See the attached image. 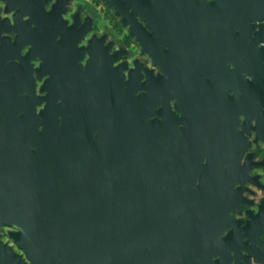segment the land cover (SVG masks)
<instances>
[{
    "label": "water",
    "instance_id": "obj_1",
    "mask_svg": "<svg viewBox=\"0 0 264 264\" xmlns=\"http://www.w3.org/2000/svg\"><path fill=\"white\" fill-rule=\"evenodd\" d=\"M67 1L57 0L49 11L41 3L36 11H21L34 29L42 17L45 25L57 19L48 40L54 58L20 34L14 52L0 57V233L3 225L13 226L8 235L23 252L0 237V264H211V255L194 252V226L174 220L177 118L168 100L175 90L180 94L179 86L172 89L174 82L160 76L161 99L151 85L138 94L136 81L123 80L122 65L112 66L115 56L98 62L96 45L88 46L90 57L81 66L85 47L77 44L87 28L77 27L78 19L66 25L61 12ZM106 1L142 43L145 34L162 42L171 37L161 63L168 57L208 61L205 99L214 107L227 97L226 87L236 89L228 78L221 82V68L232 61L231 74L242 79L240 66L251 63L255 44L264 41V26L251 37L252 21L264 19V0H148V30L135 18L141 13L135 3L127 4L134 16L129 20L125 0ZM17 6L23 8L21 0ZM28 42L29 51L20 55ZM61 49L76 54L71 63L63 61ZM37 55L41 63L33 67ZM56 61L59 67L49 69L48 62ZM33 71L39 79L51 75L39 92ZM188 99L187 105L198 104ZM255 106L264 101L258 98ZM248 226L243 233L249 237ZM255 261L264 264V257Z\"/></svg>",
    "mask_w": 264,
    "mask_h": 264
},
{
    "label": "flooded vegetation",
    "instance_id": "obj_2",
    "mask_svg": "<svg viewBox=\"0 0 264 264\" xmlns=\"http://www.w3.org/2000/svg\"><path fill=\"white\" fill-rule=\"evenodd\" d=\"M21 1L23 8L19 11V0H0V57L3 52L5 55L14 52L11 45L20 34L25 39H32L34 46L43 48L45 55L54 58L56 52L48 40L49 29L59 26L57 19L53 18L54 22L45 25L42 17L43 23L34 29L36 23L31 16L21 11H36L40 3L45 11H49L57 0ZM73 1L65 3L61 18L65 19L66 25L78 19L77 27L84 25L87 28L77 44L85 47L77 61L81 66L84 67L90 57L88 46L96 45L98 62L103 61V55L106 60L108 56H115L112 66L122 65L123 80L136 81L138 94L146 93L151 85L157 87L155 93L161 99L160 76L174 82L172 89L174 86L180 88V94L175 90L168 100L177 118L172 128V174L175 176L173 190L179 202L175 203L173 213L177 223L194 226V252L211 255V264H261L255 261V256L264 257V106L257 107L255 103L258 98L264 101V58H261L264 41L255 44L259 47L253 49L255 57L251 63L243 68L240 66L242 79L231 74L234 68L232 61H227V68H221L224 71L221 82L228 78L236 89L226 87L227 97L223 96L220 105L214 107L205 99L210 90L206 80L211 76L204 68L209 70L212 67L208 61L168 57L163 64L161 59L168 54L162 48L169 49L170 36L163 39L164 43L159 37L154 41L151 35L145 34L142 43L130 32V23H124L123 15L117 13L113 4L106 0H90L97 10L93 8L83 12L80 5L71 9ZM130 2L141 11L135 13L137 22L148 30L144 16L153 15L151 3L148 0H125L122 6H127L129 20H134L130 14L132 7L127 5ZM96 13H101L100 21L104 26L99 23ZM252 23L251 37H254L255 31L264 26V19ZM167 26L171 28L170 24ZM38 29L41 30L37 33ZM58 37L55 36L56 40ZM93 37L98 41L95 44L91 41ZM32 44H23L20 55H25ZM54 44L58 42L54 41ZM150 51L157 61L153 60ZM61 54L63 61L67 59L68 63L76 57L75 53L64 49H61ZM13 60L18 62L19 57L7 58V61ZM31 63L36 67L40 65L41 58L37 55ZM57 64L58 61L51 66L48 62V67L55 69L59 67ZM202 71L204 77L201 76ZM33 74L39 92L41 81L51 75L47 72L39 79L35 71ZM189 86L193 87L192 91L188 90ZM242 86L246 87L244 91ZM188 98H197L198 104L187 105L190 103ZM177 100L180 102L176 107ZM162 105L160 101L154 108L159 109ZM246 224H250L246 228L249 237L243 233Z\"/></svg>",
    "mask_w": 264,
    "mask_h": 264
},
{
    "label": "rangeland",
    "instance_id": "obj_3",
    "mask_svg": "<svg viewBox=\"0 0 264 264\" xmlns=\"http://www.w3.org/2000/svg\"><path fill=\"white\" fill-rule=\"evenodd\" d=\"M91 1L90 0H74L72 3H71V9L73 8H76L77 5H80L82 7V11L84 12L85 10L87 9H96L95 7H93V5H91ZM99 13V12H98ZM98 13H96V16L98 18V21L99 23L101 24V26H104V24H102V21L101 18V13L100 15H98ZM115 23H117V21H115ZM13 226H10V225H3V230L2 232L0 233V237L1 239L4 241V242H7L9 243L14 249L15 251H17L18 253H23L22 250L17 246V244L13 241V239L11 237H9L8 235V230L9 229H12Z\"/></svg>",
    "mask_w": 264,
    "mask_h": 264
}]
</instances>
